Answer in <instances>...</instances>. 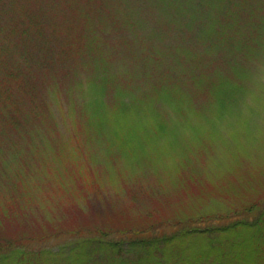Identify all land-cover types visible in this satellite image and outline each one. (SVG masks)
I'll use <instances>...</instances> for the list:
<instances>
[{
    "label": "rangeland",
    "instance_id": "obj_1",
    "mask_svg": "<svg viewBox=\"0 0 264 264\" xmlns=\"http://www.w3.org/2000/svg\"><path fill=\"white\" fill-rule=\"evenodd\" d=\"M155 1L0 0V238L43 228L55 248L77 238L55 225L168 228L264 195V26L254 28L264 0H235V27L223 14L206 39ZM198 12L200 27L207 11ZM26 38L38 40L25 58ZM232 64L245 89L221 104L210 82ZM199 76L207 83L195 85ZM169 87L189 103L156 96ZM121 99L132 106L121 111ZM64 194L50 225L45 208ZM9 199L35 219L4 218Z\"/></svg>",
    "mask_w": 264,
    "mask_h": 264
},
{
    "label": "trees",
    "instance_id": "obj_2",
    "mask_svg": "<svg viewBox=\"0 0 264 264\" xmlns=\"http://www.w3.org/2000/svg\"><path fill=\"white\" fill-rule=\"evenodd\" d=\"M155 2L167 10L170 21L179 28H186L193 34L197 30V35H194L198 38L202 35L206 39L217 32L223 14L225 24L231 28L235 27L234 14L231 10L237 5L235 0H156ZM202 7L205 12L207 11L206 19L198 27L196 20L199 12L196 13V9ZM29 20L31 21L30 18ZM263 26L258 23L254 28L260 31ZM240 30L236 29V31ZM262 34L264 32H258L259 36ZM22 35L27 36L25 33ZM37 40L38 38H26L20 42L21 45L23 44L25 58L31 54L29 49L33 46L32 42ZM74 43V41L63 43L62 51L68 54ZM60 53L62 54L61 51ZM43 63L48 65L51 60L46 58ZM231 71L229 78L217 74L215 80L210 82L209 92H212L213 97L221 104L234 102L245 89L243 86L245 72L236 64H232ZM21 82L26 88V81L22 79ZM194 82L197 86L207 83L203 76L197 77ZM29 87L30 85L18 91L27 93ZM8 89H12L10 84ZM4 93L10 97V93L7 91ZM156 96L160 99L164 96L167 100L172 97L177 102L189 103L181 92L172 87L160 91ZM131 99L132 102L142 100L140 97ZM118 103L121 111L132 106L123 99L118 100ZM84 189L83 186V199L86 195ZM67 194H64L65 196L58 200L53 208L46 206L47 214L53 216V223L50 225L55 224L62 205L68 200ZM80 199H82L81 195L77 200L75 198V203L79 206H81ZM99 203L98 199L97 204ZM263 205L264 195H259L248 204H243L242 207L231 212L218 213L220 210H217L212 213H197L164 224L168 228H163V225L155 228L149 225L143 228L104 225L90 229L64 230L65 228L55 225L51 230L56 236L57 233L67 232L69 236L77 237L55 248L44 245L46 241L43 239L50 231L41 228L40 233H33L27 237L26 235L1 237L0 264H264V208L260 210ZM241 208L245 211L239 210ZM1 210L4 218H16L23 214L25 218L35 219L25 214L12 199L2 204Z\"/></svg>",
    "mask_w": 264,
    "mask_h": 264
}]
</instances>
